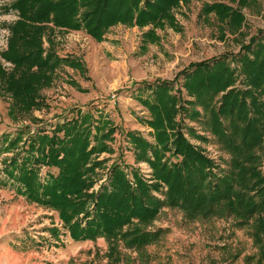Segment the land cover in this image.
I'll use <instances>...</instances> for the list:
<instances>
[{
	"label": "trees",
	"instance_id": "obj_1",
	"mask_svg": "<svg viewBox=\"0 0 264 264\" xmlns=\"http://www.w3.org/2000/svg\"><path fill=\"white\" fill-rule=\"evenodd\" d=\"M250 0H237L245 5ZM179 0H9L3 12L15 17L5 24L6 43L0 57V91L9 97V117L28 116L43 104L40 89L51 84L62 63L78 66L70 55L55 50L53 32L82 29L100 40L111 24L161 25L172 23ZM219 20L237 30L241 12L223 2L203 5ZM46 45H43V42ZM180 84L190 98L182 97ZM239 82V84H236ZM137 100L149 112L143 121L152 128L153 141L138 131L124 136L132 143L134 160L146 161L155 180L146 183L131 168L133 185L121 163L109 166L107 186L88 192L102 166L95 154L111 151L106 140L113 126L94 105L69 109L68 115L29 132L28 124L13 135L0 136V147L11 150L2 158V185L12 187L27 202L53 210L73 241L102 237L105 264H118L119 245L141 251L164 230L148 229L161 207L174 208L183 218L229 219L246 228L255 252L254 264L264 262V35L251 34L231 54L191 61L171 79L141 80ZM197 107L200 108L197 109ZM179 115V118H176ZM200 120L226 158L216 161L203 154L184 134L206 139L182 119ZM30 120V121H31ZM184 128V129H183ZM25 135V137H22ZM21 140V142H20ZM20 142V143H19ZM46 168L43 181L38 171ZM55 168V172L49 169ZM160 182L165 186L160 190ZM152 192L161 193L158 198ZM53 235L56 229H48Z\"/></svg>",
	"mask_w": 264,
	"mask_h": 264
},
{
	"label": "rangeland",
	"instance_id": "obj_2",
	"mask_svg": "<svg viewBox=\"0 0 264 264\" xmlns=\"http://www.w3.org/2000/svg\"><path fill=\"white\" fill-rule=\"evenodd\" d=\"M215 1L241 12L243 18L237 30H231L227 20H219L212 10H204V4ZM236 1L179 0L172 8L171 24L164 21L156 26L151 23L138 26L116 22L108 26L100 40L82 29L54 30L56 52L73 56L79 65L62 63L56 68L51 84L39 91L43 104L30 111L36 120L28 116L9 117L10 99L0 91V136L13 135L23 124H28V133H33L39 127L48 128L61 115L70 114L71 108L85 110L94 105L93 115L101 111L114 129L111 138L106 140L111 151L95 154L103 160L102 166L95 169L94 181L87 191L95 193L107 186L109 166L114 161L121 163L132 185L131 168L146 183L155 181L146 161L134 160L132 143L124 136L127 130H135L153 141L152 128L143 121L149 112L137 100L136 87L141 80L171 79L191 61L234 53L251 34L264 35V0H250L245 5H238ZM8 2L0 0V5ZM14 17L13 11L3 12L0 8V49L6 43L5 24ZM0 63L9 66L1 57ZM180 81L178 77L173 82V89L178 86L180 95L190 98ZM182 122L205 134L206 139L201 140L184 133L204 155L216 161L226 158L200 120L184 117ZM10 153L11 150L0 147V179L3 178L2 158ZM45 172L46 168L40 166V181ZM160 184V190H164L165 186ZM152 193L162 197L159 192ZM50 227L56 229L55 235L48 230ZM156 228L164 232L141 251L119 245L118 264H254L249 256L255 248L247 229L233 226L229 219L188 221L177 209L161 207L148 226V229ZM105 248L102 237L94 241H73L55 211L27 202L12 187L0 183V264H105Z\"/></svg>",
	"mask_w": 264,
	"mask_h": 264
}]
</instances>
